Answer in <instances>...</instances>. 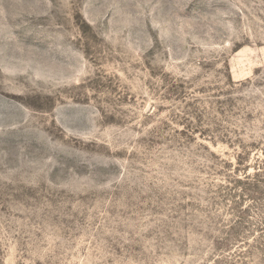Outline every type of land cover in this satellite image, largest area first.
<instances>
[{
  "label": "rangeland",
  "instance_id": "374dc122",
  "mask_svg": "<svg viewBox=\"0 0 264 264\" xmlns=\"http://www.w3.org/2000/svg\"><path fill=\"white\" fill-rule=\"evenodd\" d=\"M0 264H264V0H0Z\"/></svg>",
  "mask_w": 264,
  "mask_h": 264
}]
</instances>
